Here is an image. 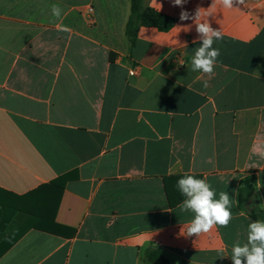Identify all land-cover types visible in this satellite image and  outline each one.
<instances>
[{
    "label": "crops",
    "instance_id": "crops-1",
    "mask_svg": "<svg viewBox=\"0 0 264 264\" xmlns=\"http://www.w3.org/2000/svg\"><path fill=\"white\" fill-rule=\"evenodd\" d=\"M146 4L173 26L131 44L130 0H0V264H149L150 249L233 264L250 214L264 215V0L208 17L223 37L211 75L191 71L200 39L181 7ZM186 173L229 195L227 227L186 235ZM64 175L60 228L35 229L20 198Z\"/></svg>",
    "mask_w": 264,
    "mask_h": 264
},
{
    "label": "clouds",
    "instance_id": "clouds-1",
    "mask_svg": "<svg viewBox=\"0 0 264 264\" xmlns=\"http://www.w3.org/2000/svg\"><path fill=\"white\" fill-rule=\"evenodd\" d=\"M155 2V0H154ZM188 0H171L172 5L181 7L180 21L191 19L200 39V46L195 49L191 59V71L211 75L220 56L219 48L213 47L216 41L222 40L220 29H214L208 17L212 16L217 8L224 10L234 9V5L246 6V0H212L209 8L197 7L193 13L184 10L183 6ZM161 9L162 4L158 3ZM52 15L58 20L61 19L62 9L59 5H51ZM63 31H69L66 26L58 25ZM264 157V151L260 152ZM177 188L186 197L181 205V211L194 213L193 218L188 222L186 235L199 237L207 234L217 226L227 227L232 219V201L229 195L221 191L219 198L212 185L206 178H197L192 174H184L177 181ZM247 244L232 247L233 264H264V221L257 220L248 225Z\"/></svg>",
    "mask_w": 264,
    "mask_h": 264
},
{
    "label": "trees",
    "instance_id": "trees-1",
    "mask_svg": "<svg viewBox=\"0 0 264 264\" xmlns=\"http://www.w3.org/2000/svg\"><path fill=\"white\" fill-rule=\"evenodd\" d=\"M146 2L147 0H130V13L125 34L131 44H134L140 27H154L161 31H168L173 26L172 18L156 12L148 7ZM69 179V175L61 176L50 184L22 196L21 203L16 206L17 211L24 207L25 214L29 216L30 223L35 229L56 233L60 227L54 222V212L61 191ZM1 215L0 209V218ZM250 217L255 221H264V215L260 210L252 212ZM146 259L149 264H169L160 252L154 249L147 251Z\"/></svg>",
    "mask_w": 264,
    "mask_h": 264
},
{
    "label": "built area",
    "instance_id": "built-area-1",
    "mask_svg": "<svg viewBox=\"0 0 264 264\" xmlns=\"http://www.w3.org/2000/svg\"><path fill=\"white\" fill-rule=\"evenodd\" d=\"M92 14H93V8L92 7H87L85 9V15L88 18V21L91 23L93 22V18H92Z\"/></svg>",
    "mask_w": 264,
    "mask_h": 264
}]
</instances>
